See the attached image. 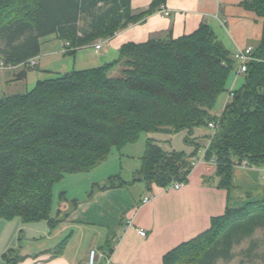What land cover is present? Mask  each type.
<instances>
[{"label": "trees", "instance_id": "trees-1", "mask_svg": "<svg viewBox=\"0 0 264 264\" xmlns=\"http://www.w3.org/2000/svg\"><path fill=\"white\" fill-rule=\"evenodd\" d=\"M165 1L151 0L146 12L135 15L131 0H0V61L22 66L17 75L23 78L25 63L40 55L44 39L67 43L64 53L73 55L159 11ZM243 6L264 20V0H244ZM250 55L241 88L213 117L209 111L237 63L205 24L177 39L126 43L110 63L1 96L0 220L53 224L54 186L65 176L89 173L107 160L111 148L133 145L141 134L186 132L184 143L194 146L193 130L214 123L204 159L213 160L221 189L231 187L235 163L264 168V22ZM191 169L189 156L165 152L147 138L132 181L114 176L100 189L135 182L147 191L167 188L185 183ZM64 201L61 194L59 203ZM75 205L70 202L71 209ZM256 231L264 240V199L226 209L203 233L166 253L162 264L230 263L238 256L236 246ZM16 255L5 253V264H14ZM239 256L236 264H264V249L254 239Z\"/></svg>", "mask_w": 264, "mask_h": 264}, {"label": "crops", "instance_id": "crops-1", "mask_svg": "<svg viewBox=\"0 0 264 264\" xmlns=\"http://www.w3.org/2000/svg\"><path fill=\"white\" fill-rule=\"evenodd\" d=\"M243 1L166 0L163 9L103 41L100 49H95L94 43L77 49L73 55H66L63 43L54 38L48 50L42 54L40 51L37 65L26 68L23 78L17 75L22 66L9 70L12 77L8 82L25 83L28 75L35 80L37 73L32 71L37 67L57 70L60 57L66 56L78 59L82 68L93 69L90 66L116 60L119 48L126 43L177 39L192 34L202 24L209 26L217 41L233 55L258 43L264 22L248 11ZM150 2L131 0L133 13L146 12ZM208 144L209 139L203 154ZM117 174L122 181L131 182L121 177L122 173ZM231 174L228 190L218 187L219 178L211 160L196 164L179 190L152 186L147 191L141 182L101 190L109 178L118 175L101 177L87 185L81 197L65 199L53 207V224H23L17 218L0 220V264H5L3 255L10 250L17 254L14 264H87L90 250L97 252L99 264H162L166 253L203 233L210 220L223 215L226 209H240L248 202L264 199V168L234 166ZM149 195L152 199L142 204ZM72 201L76 202L73 209ZM138 229L145 232V237L137 234ZM20 235L24 244L19 243ZM61 243L64 246L57 252Z\"/></svg>", "mask_w": 264, "mask_h": 264}, {"label": "rangeland", "instance_id": "rangeland-1", "mask_svg": "<svg viewBox=\"0 0 264 264\" xmlns=\"http://www.w3.org/2000/svg\"><path fill=\"white\" fill-rule=\"evenodd\" d=\"M54 41L55 39L52 36L44 39L41 44V54L42 52L48 50L50 48L49 43ZM102 44L104 43H101V45ZM60 59L61 60L58 65L60 67L59 69L44 71L45 69L42 68V65H40L37 67L40 72H37V69L32 71V73H37L36 79L33 80L28 75V81L25 83L20 82L16 84H9L8 79L12 77V73L10 72L12 70L0 71V97L3 95L8 96L12 94H23L31 91L37 81L52 79L71 71H81L84 69L87 70V68H82L79 66L78 59L74 60L71 56L60 57ZM99 66L101 65L97 64V66L93 65L90 67L97 68ZM242 84L243 76L236 75L235 70L232 71L229 74L225 92L221 93L217 97L213 108L209 111V115L213 117L221 114L228 100V93L238 91ZM212 133L213 131L211 129L205 128L204 126L193 130V134L190 136V138H195L194 146L184 143V138L189 136L186 132H181L172 136H166L159 133L153 135L141 134L138 141L133 145H127L120 151H117L113 147L108 154L107 160L104 162V164L102 163L103 165L98 167V169L95 168L96 170L94 169V171H90L89 173L65 176L59 183H57L53 188V207L59 204V196L61 194L64 195L65 199H71L72 197L76 196L81 197L83 193L87 191V185L91 186V183H93L94 180L99 181L101 177L103 178L108 175H118L117 173L120 172L122 173L121 177H126V179L129 181H132L134 174L140 169V158L142 156L144 144L147 138H152L155 140L165 152L175 151L184 153V155L189 156V162L194 163L196 157H201L203 155V150L206 147L208 138ZM120 167L121 171L119 170ZM108 180L105 183H107ZM149 197H151V195H149ZM22 239L23 235H20L19 243L22 242V244H24ZM251 239L259 242L261 249H264L262 233L261 231H256L251 238L243 240L238 246H236L234 252L238 256L235 258V260L226 264H236V262L239 263L241 259L239 253L245 250ZM219 264L225 263L219 262Z\"/></svg>", "mask_w": 264, "mask_h": 264}, {"label": "built area", "instance_id": "built-area-1", "mask_svg": "<svg viewBox=\"0 0 264 264\" xmlns=\"http://www.w3.org/2000/svg\"><path fill=\"white\" fill-rule=\"evenodd\" d=\"M161 9H163V7H161ZM101 43H103V41L97 42L95 44V46H94L95 49H97V50L100 49ZM63 45H64L63 46V52H65L68 44L65 43ZM251 52H252V48L251 47H247V48H245L243 50H238L237 52H235L233 54V58H234V60L237 63V67H236V70H235V74L236 75L241 76V75H243L245 73L247 63L252 60L251 55H250ZM25 65L28 68H34L37 65L36 58L30 59L29 61H27L25 63ZM11 69H13V67L6 66L0 61V71L11 70ZM231 97H232V93L229 92L228 93V100H227L226 104L231 100ZM207 127H208V129H211L212 131H214L215 128H216L215 124L212 123V122L208 123ZM203 160H205L204 159V154L202 155V157H196L194 163H191V167L193 168L196 164H199ZM211 162H213L212 159H211ZM234 166L242 167V168H248L249 167L246 162H241V164L235 163ZM263 177H264V175H263ZM183 186H184V182H182V181H174L171 185H169V188L173 189V190H179ZM151 199H152L151 197L150 198H148V197L143 198L142 204H145V203L149 202ZM137 234L139 236H141V237H145V232L143 230H141V229L137 230ZM98 262H99V256H98L97 252L95 250H90L89 253H88V257H87V264H99Z\"/></svg>", "mask_w": 264, "mask_h": 264}, {"label": "water", "instance_id": "water-1", "mask_svg": "<svg viewBox=\"0 0 264 264\" xmlns=\"http://www.w3.org/2000/svg\"><path fill=\"white\" fill-rule=\"evenodd\" d=\"M2 102H3V99L0 97V104H2Z\"/></svg>", "mask_w": 264, "mask_h": 264}]
</instances>
